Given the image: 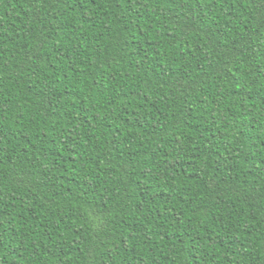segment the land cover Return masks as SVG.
Here are the masks:
<instances>
[{
  "label": "trees",
  "instance_id": "obj_1",
  "mask_svg": "<svg viewBox=\"0 0 264 264\" xmlns=\"http://www.w3.org/2000/svg\"><path fill=\"white\" fill-rule=\"evenodd\" d=\"M0 264H264V0H0Z\"/></svg>",
  "mask_w": 264,
  "mask_h": 264
}]
</instances>
